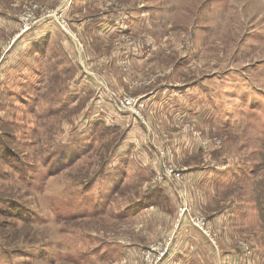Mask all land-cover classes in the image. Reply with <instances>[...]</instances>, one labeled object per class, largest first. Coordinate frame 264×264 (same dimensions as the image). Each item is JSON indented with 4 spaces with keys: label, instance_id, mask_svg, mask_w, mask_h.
Here are the masks:
<instances>
[{
    "label": "rangeland",
    "instance_id": "374dc122",
    "mask_svg": "<svg viewBox=\"0 0 264 264\" xmlns=\"http://www.w3.org/2000/svg\"><path fill=\"white\" fill-rule=\"evenodd\" d=\"M0 143V264H264V0H0Z\"/></svg>",
    "mask_w": 264,
    "mask_h": 264
},
{
    "label": "trees",
    "instance_id": "16d2710c",
    "mask_svg": "<svg viewBox=\"0 0 264 264\" xmlns=\"http://www.w3.org/2000/svg\"><path fill=\"white\" fill-rule=\"evenodd\" d=\"M1 144V143H0ZM1 149V148H0ZM4 150V149H3ZM5 151L7 152V148H5ZM156 192V190H151V189H148V190H146L145 191V193H144V196H143V199H142V201H141V203L142 204H146V203H149V201H147L148 200V196H150L152 193H155ZM158 192H161L160 190L158 191ZM161 196H162V192L161 193H158V196H156V195H153L151 198V200H150V203L151 204H156L157 202H158V200L160 201L161 200ZM145 201H147V202H145ZM149 203V204H150ZM133 204V203H132ZM140 204V203H139ZM138 204L137 203H134L133 205H131V206H129V207H127V208H125L124 209V214H127V213H131V214H133V213H135V212H138V211H140V208H142V206L143 205H141V206H137ZM132 206H136V207H132ZM130 208V209H129Z\"/></svg>",
    "mask_w": 264,
    "mask_h": 264
},
{
    "label": "crops",
    "instance_id": "0c3cea01",
    "mask_svg": "<svg viewBox=\"0 0 264 264\" xmlns=\"http://www.w3.org/2000/svg\"><path fill=\"white\" fill-rule=\"evenodd\" d=\"M128 13H129V12H128ZM120 16H121L120 19H119V20H121L120 22H122L123 24H126V22H127V18H128L127 13H123V14H121ZM102 23H103V22H102ZM103 24H104V28H103V29H102V26H103V25L100 26V27H97L98 34H102V35H103V34L107 33V31H109V30H107L108 28H106V26L108 25L107 22H104ZM45 25H46V24H43V25H42V28H43V29H40V30H39L40 32L42 31V33L39 34V35H41V36H44V35L47 36V35H48V37H50V36H51V37H52V36H55L56 34H50V33L48 34V33H46V32L43 33L44 30L46 31L47 29H49V28L45 27ZM43 26H44V27H43ZM51 28H54V27L52 26ZM50 31H51V30H50ZM61 34H62V33H61ZM39 35L35 34V37H36V36H39ZM62 35H63V34H62ZM139 133H140V132H139ZM163 188H164V187H163ZM145 209H146V208H145ZM145 209H144V210H145ZM144 210L142 209V210H140L139 212H137V215H138V216L141 215V217L144 218V216L146 215V214L144 213ZM144 214H145V215H144ZM186 229H189V228H186Z\"/></svg>",
    "mask_w": 264,
    "mask_h": 264
},
{
    "label": "built area",
    "instance_id": "2783aa9c",
    "mask_svg": "<svg viewBox=\"0 0 264 264\" xmlns=\"http://www.w3.org/2000/svg\"><path fill=\"white\" fill-rule=\"evenodd\" d=\"M53 16L56 17V15H54V14H53ZM37 22H38V21H37ZM37 22L33 23L32 25H35ZM61 26H62V29H63V30H67L66 28H64L65 26H64L62 23H61ZM28 28H29V27H28ZM28 28H27V27H24L23 30H22V32L25 31V30H27ZM189 223H190L191 225L195 226L196 229H199L200 231H203V227H202L199 223H197L196 221L191 220V221H189Z\"/></svg>",
    "mask_w": 264,
    "mask_h": 264
}]
</instances>
